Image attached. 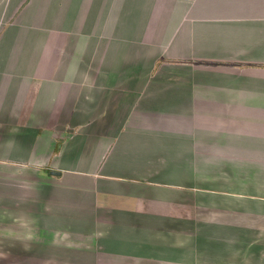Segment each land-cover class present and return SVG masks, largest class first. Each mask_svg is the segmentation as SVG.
I'll list each match as a JSON object with an SVG mask.
<instances>
[{"label":"crops","instance_id":"obj_1","mask_svg":"<svg viewBox=\"0 0 264 264\" xmlns=\"http://www.w3.org/2000/svg\"><path fill=\"white\" fill-rule=\"evenodd\" d=\"M0 264H264V0H0Z\"/></svg>","mask_w":264,"mask_h":264},{"label":"trees","instance_id":"obj_2","mask_svg":"<svg viewBox=\"0 0 264 264\" xmlns=\"http://www.w3.org/2000/svg\"><path fill=\"white\" fill-rule=\"evenodd\" d=\"M57 150H58V148H57Z\"/></svg>","mask_w":264,"mask_h":264}]
</instances>
